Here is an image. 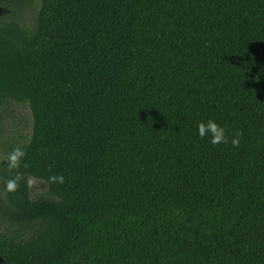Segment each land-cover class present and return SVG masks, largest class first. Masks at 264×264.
Masks as SVG:
<instances>
[{
	"label": "trees",
	"instance_id": "obj_1",
	"mask_svg": "<svg viewBox=\"0 0 264 264\" xmlns=\"http://www.w3.org/2000/svg\"><path fill=\"white\" fill-rule=\"evenodd\" d=\"M31 3L0 0V137L33 117L0 153L4 262L264 264V0Z\"/></svg>",
	"mask_w": 264,
	"mask_h": 264
},
{
	"label": "rangeland",
	"instance_id": "obj_2",
	"mask_svg": "<svg viewBox=\"0 0 264 264\" xmlns=\"http://www.w3.org/2000/svg\"><path fill=\"white\" fill-rule=\"evenodd\" d=\"M40 0H32V3L21 13V18L26 23H31L36 12L39 9ZM4 9L0 7V14ZM4 131L0 137V153L6 148L13 149L18 142L25 141L31 134L33 126V117L28 105L15 103L10 113L3 122ZM31 186L33 191L39 193L46 189L44 182L39 179L32 178Z\"/></svg>",
	"mask_w": 264,
	"mask_h": 264
},
{
	"label": "clouds",
	"instance_id": "obj_3",
	"mask_svg": "<svg viewBox=\"0 0 264 264\" xmlns=\"http://www.w3.org/2000/svg\"><path fill=\"white\" fill-rule=\"evenodd\" d=\"M197 133L200 138L207 137L209 139V142L213 145L227 142L225 129L212 119L198 123ZM232 143L233 145H238L239 141L238 139L233 138ZM23 157L24 151L20 147L13 148V150L8 154L6 159L8 169H18L21 166ZM21 179V174L19 172H16L14 175H12L5 181V190L8 192L15 191ZM52 179L58 183H63L64 181V177L59 175L52 177ZM29 183H31V181H29Z\"/></svg>",
	"mask_w": 264,
	"mask_h": 264
},
{
	"label": "water",
	"instance_id": "obj_4",
	"mask_svg": "<svg viewBox=\"0 0 264 264\" xmlns=\"http://www.w3.org/2000/svg\"><path fill=\"white\" fill-rule=\"evenodd\" d=\"M0 263H2V264H6V263L4 262V259L1 257V255H0Z\"/></svg>",
	"mask_w": 264,
	"mask_h": 264
},
{
	"label": "flooded vegetation",
	"instance_id": "obj_5",
	"mask_svg": "<svg viewBox=\"0 0 264 264\" xmlns=\"http://www.w3.org/2000/svg\"><path fill=\"white\" fill-rule=\"evenodd\" d=\"M2 264V263H1Z\"/></svg>",
	"mask_w": 264,
	"mask_h": 264
}]
</instances>
